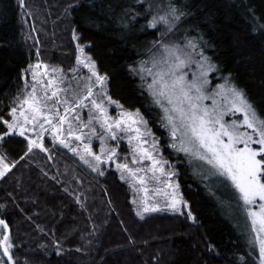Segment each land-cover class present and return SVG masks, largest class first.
<instances>
[{
	"label": "trees",
	"instance_id": "trees-1",
	"mask_svg": "<svg viewBox=\"0 0 264 264\" xmlns=\"http://www.w3.org/2000/svg\"><path fill=\"white\" fill-rule=\"evenodd\" d=\"M172 2L186 6L190 14L165 43L183 44L186 35H202L207 41L204 52L219 67L215 74L221 83L231 74L264 118V0ZM24 3L21 8L19 0H0V118L9 120L23 84L22 70L31 62L72 68L77 43L72 40L73 29L78 42L88 45L85 52L97 70L108 75L109 95L146 115L148 102L140 77L129 73L128 67L146 60L147 50L166 26L142 31L143 16L129 28H123L120 20L126 10L144 13L149 5L152 12L147 18L163 15L169 0H144L142 6L137 0ZM69 4L75 5L70 13L65 12ZM5 130L0 122V133ZM25 146L21 137L0 141V155H6L9 163L19 161L0 178L4 206L0 219L8 224L16 264H251L242 251L249 246L235 200L218 201L204 180L187 174L186 165L175 166L176 179L195 222L171 212L150 213L141 220L130 186L116 171L94 174L49 139H45L48 152L36 149L20 161Z\"/></svg>",
	"mask_w": 264,
	"mask_h": 264
},
{
	"label": "snow or ice",
	"instance_id": "snow-or-ice-1",
	"mask_svg": "<svg viewBox=\"0 0 264 264\" xmlns=\"http://www.w3.org/2000/svg\"><path fill=\"white\" fill-rule=\"evenodd\" d=\"M137 3L142 6L144 0ZM19 6L25 7L24 0H19ZM74 7L69 4L65 12L70 13ZM185 9L186 6L169 0L165 13L153 14L150 19L147 16L152 12L151 5L144 13L125 11L120 20L123 28H129L139 16L146 20L142 31L157 29L161 24L166 26L147 50L148 59L129 65L128 71L140 77L149 106L160 110L158 123L168 133L169 147L183 152L190 167L193 161L201 162L199 171L194 169L193 175L202 180L215 177L232 191L236 208L245 221L243 235L250 248H258V264H264V118L245 91L232 81L231 74L222 78L224 83L209 91V74L219 71V67L205 54L207 41L202 35H186L183 44L165 43L167 35L190 14ZM79 39L73 29L72 40L77 42L76 63L88 70V76L78 80L76 88H66L64 85L71 82L62 68L42 62L29 64L22 70V77L30 74L32 82L25 80L24 88L14 98V106L8 113L11 119L0 118L6 129L0 133V141L23 138L26 146L20 161L36 149L48 152L45 138L51 137L54 145L58 143L68 149L100 176L105 175L102 164L115 163L121 180L133 189L132 203L141 220L149 213L169 211L186 215L195 222L176 179L179 173L160 155L158 138L148 127V121L139 109L128 111L109 95L108 75L97 70L95 60L85 54L88 45H81ZM79 71V67L73 69V75L78 76ZM206 100H211V105ZM112 106L118 110L116 117L109 113ZM85 108L87 121L80 116ZM229 114L233 118L226 120ZM94 139L100 142L99 153L93 151ZM121 140L127 142L129 149L124 162H119ZM109 141L116 142V147H111ZM18 163H9L6 155H0V178L10 174ZM138 196L139 199L135 198ZM77 202L84 208L79 197ZM185 209H188L186 213ZM0 226H3L0 250L7 258L0 259V264H16L11 254L13 244L8 224L0 219ZM209 250H213L211 245Z\"/></svg>",
	"mask_w": 264,
	"mask_h": 264
},
{
	"label": "rangeland",
	"instance_id": "rangeland-1",
	"mask_svg": "<svg viewBox=\"0 0 264 264\" xmlns=\"http://www.w3.org/2000/svg\"><path fill=\"white\" fill-rule=\"evenodd\" d=\"M85 54H86V52H85ZM148 57H149V55H148ZM148 57L146 58V60L148 59ZM36 63L37 62H31L30 64H36ZM55 67H59V66H55ZM77 67L80 68V71H79L78 76H74L72 70L76 69ZM59 68H62V67H59ZM62 69H63L64 73L67 74V79L71 82L70 84H65L64 85V87H66V88H68V87L76 88L77 81L82 79V78H86L88 76V74H89L88 70L86 68H83L82 66H78L76 62L72 66V68H70V70H67V69H64V68H62ZM21 78L23 80L22 81L23 84H22L21 89L24 88L25 80H27V82L29 84H31V82H32V78H31L30 74L27 75L26 77H22L21 76ZM209 79L211 81V86L209 88V91L214 89L217 84H222L218 74L210 73L209 74ZM77 90L79 91V89H77ZM144 92H145V96L147 98L148 94H147L146 91H144ZM218 100H219V98H218ZM147 102H148V109L149 110L147 111L146 115H143V113H141V114L144 117V119H146L148 121V127L152 130L153 134L158 138L160 155L165 160H167L168 163L174 167V169H175V166L184 164V165H186V171L188 172L187 174L191 175V176H195V175H193V170L196 169L198 171L199 170V165H200L199 163H201V162L193 161V164L190 167L188 159L186 158V156H185V154L183 152H177L174 149L169 147L170 139H169L168 133L166 132V130L164 128L160 127V125L158 123L160 110L158 108H155V107H150L149 106L150 101L148 100V98H147ZM205 103L211 105L212 101L211 100H206ZM124 109H126L128 111H135V110H132V109H127L125 107H124ZM61 111H62V109H61ZM117 112H118V110L115 108V106H112L109 109V113H110V115L112 117H116L117 116ZM80 116H81V118L84 121H87V119H88V109L87 108L83 109L80 112ZM232 118L233 117L231 116V114H229V115H227L225 117L226 120H230ZM10 119H11V117L9 118V120ZM45 139H49L52 142L51 137H46ZM56 145L59 146L60 148L64 149V150L68 151L71 156L76 158L85 168H87L89 171H91V169H89L87 167V165H85L79 159V157L75 156L72 152H70L66 148H63L58 143ZM109 145L111 147H116V142L109 141ZM73 146H76V144L74 143ZM92 146H93V151L99 153V150H100V142H99V140H95L94 139L93 142H92ZM128 151H129V149H128L127 142L125 140H121L120 144H119V148H118V153H119V157H120V161L119 162H124V157L128 156ZM128 160H129V162L131 161V157L130 156L128 157ZM145 163H147V162H145ZM108 169H112V170L116 171L118 176H119V178L121 177V173L116 170L115 163L109 162V163H104V164L101 165V170L102 171H106ZM91 172L94 173V174H97L96 172H93V171H91ZM122 181H124V180H122ZM127 184L129 185V183H127ZM203 185H205L206 187L209 188L210 193L214 194V196L217 198L218 201H220L221 199L225 200L226 197H228L229 199H230V197L233 198L232 191L229 190L228 188H226L224 184L219 183L218 180L215 177H211V176L208 177L207 180L203 181ZM150 187L154 188L155 185H150ZM131 190L133 192L132 188H131ZM133 194H134V192H133ZM143 195H144L143 193H140V196H143ZM149 195L151 196L152 193L150 192ZM135 198L139 199L140 197L138 196V197H135ZM133 199H134V196H133ZM162 203H163V201L161 200V204ZM135 208H136V205H135ZM184 211L186 213L188 211V209H185ZM162 212H169V211H162ZM162 212H160V213H162ZM2 235H3V226H0V236H2ZM242 251L244 253H248V254H246V260L249 263L258 264V255H259L258 248H256V249L251 248L250 249L249 247H245ZM251 253H253V254H251ZM0 259H4L2 254H1V251H0Z\"/></svg>",
	"mask_w": 264,
	"mask_h": 264
},
{
	"label": "water",
	"instance_id": "water-1",
	"mask_svg": "<svg viewBox=\"0 0 264 264\" xmlns=\"http://www.w3.org/2000/svg\"><path fill=\"white\" fill-rule=\"evenodd\" d=\"M1 251V254H2V250H0ZM3 256V255H2ZM5 260L7 259L6 257H3Z\"/></svg>",
	"mask_w": 264,
	"mask_h": 264
}]
</instances>
